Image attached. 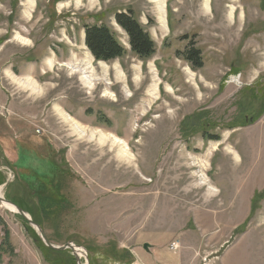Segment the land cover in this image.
Returning <instances> with one entry per match:
<instances>
[{"label": "rangeland", "instance_id": "rangeland-1", "mask_svg": "<svg viewBox=\"0 0 264 264\" xmlns=\"http://www.w3.org/2000/svg\"><path fill=\"white\" fill-rule=\"evenodd\" d=\"M205 2L0 0V198L79 264H264V0ZM93 24L122 58L94 60ZM6 207L0 264H77Z\"/></svg>", "mask_w": 264, "mask_h": 264}, {"label": "trees", "instance_id": "trees-1", "mask_svg": "<svg viewBox=\"0 0 264 264\" xmlns=\"http://www.w3.org/2000/svg\"><path fill=\"white\" fill-rule=\"evenodd\" d=\"M131 11L114 15L116 24L127 34L131 52L142 61L149 60L155 53L154 43L148 33L131 16ZM84 44L94 60L110 62L124 56V49L116 40L113 32L103 24L84 25ZM189 48L192 42L188 44ZM183 58L193 70L201 69L199 51L193 47L185 52Z\"/></svg>", "mask_w": 264, "mask_h": 264}, {"label": "bare ground", "instance_id": "bare-ground-1", "mask_svg": "<svg viewBox=\"0 0 264 264\" xmlns=\"http://www.w3.org/2000/svg\"><path fill=\"white\" fill-rule=\"evenodd\" d=\"M206 6H207V4H208V0H206ZM161 7L162 8H164V2H161ZM70 68V67H69ZM84 69V68H83ZM75 70H77V68H75ZM81 70V69H80ZM78 71H74V73H77ZM79 73H81V74H79L81 77H82V79L85 81V83L87 82L88 83V85H92V83H93V81L95 80L92 76H89L88 75V73L86 72V71H79ZM85 75H87V76H85ZM105 82V81H104ZM86 83V84H87ZM107 85H110V84H107ZM90 87V86H89ZM154 88V89H153ZM152 88V94H153V96H155V91L157 90V84L155 83L154 84V87ZM129 95V94H128ZM114 96V95H113ZM111 97H112V95H111ZM127 97H130V96H127ZM68 118V117H67ZM76 126V125H75ZM80 129V128H79ZM84 133V132H83ZM101 138H100V141H105L106 140V138L105 137H103V136H100ZM107 140H109L111 143H112V146L113 145H117L120 149H121V152L119 153V156H118V159H119V161H121V159L122 158H125V156L127 155V145H126V143L124 142V141H122L121 139H118V138H115V137H112V138H108ZM126 162H128V161H126ZM125 162V163H126ZM0 203L3 205V206H7L6 208H9L10 210H14L15 212L14 213H16V210L12 207V206H10L9 204H7V203H5V202H3L4 201V199L3 198H0ZM176 247V246H175ZM175 247H173V249H175ZM76 256H77V258H79V261L82 259V258H85L86 257V254H85V251L83 250V249H79V248H77L76 249ZM74 256V255H73ZM75 257V256H74Z\"/></svg>", "mask_w": 264, "mask_h": 264}, {"label": "water", "instance_id": "water-1", "mask_svg": "<svg viewBox=\"0 0 264 264\" xmlns=\"http://www.w3.org/2000/svg\"><path fill=\"white\" fill-rule=\"evenodd\" d=\"M0 201H1V200H0ZM3 202H5V203L9 204L10 206H12V207L16 210V213L19 214L24 220H26V221L29 223L30 226H32V227H34V228L37 229V231H38L40 237L42 238L41 240L45 243V245H46L49 249H52V250H55V251H64V250H67V249H68V250H70V251L72 252V254L75 256V260H76L77 264H79V258H77L76 253H75V252H76V249H77L76 247H74V246L71 245V244H66V245H64V246H62V247H60V248H54L53 246H51V245L45 240V238H44V234H43V231L41 230V228H40L39 226H37L36 224H34L33 222H31L30 220H28L27 217L25 216V214H24V212H23L22 210H20L19 208L13 206L12 204L6 202L5 200H4ZM148 247H149V246H148L147 244H145V245L143 246V249H144L145 251H147V250H148Z\"/></svg>", "mask_w": 264, "mask_h": 264}, {"label": "crops", "instance_id": "crops-1", "mask_svg": "<svg viewBox=\"0 0 264 264\" xmlns=\"http://www.w3.org/2000/svg\"><path fill=\"white\" fill-rule=\"evenodd\" d=\"M164 14V13H163ZM163 18H164V16H163ZM154 249V248H153Z\"/></svg>", "mask_w": 264, "mask_h": 264}]
</instances>
